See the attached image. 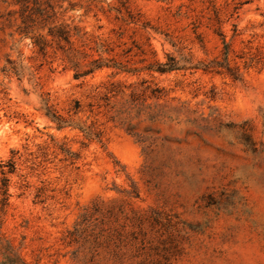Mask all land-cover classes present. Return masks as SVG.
<instances>
[{
	"label": "rangeland",
	"instance_id": "obj_1",
	"mask_svg": "<svg viewBox=\"0 0 264 264\" xmlns=\"http://www.w3.org/2000/svg\"><path fill=\"white\" fill-rule=\"evenodd\" d=\"M51 28L86 62L135 72L74 78ZM169 58L180 68L151 70ZM46 103L75 126L57 129ZM7 257L264 264V0H0V264Z\"/></svg>",
	"mask_w": 264,
	"mask_h": 264
},
{
	"label": "trees",
	"instance_id": "obj_2",
	"mask_svg": "<svg viewBox=\"0 0 264 264\" xmlns=\"http://www.w3.org/2000/svg\"><path fill=\"white\" fill-rule=\"evenodd\" d=\"M25 10L26 8L24 9V11ZM28 19H32L31 14L27 15V18H25L23 22L26 24ZM28 28L29 26L26 24L25 29L27 30ZM50 34L58 40H65L67 44H69V48L66 50L67 52L66 56H67L68 62L70 63V68L74 70V78L76 79L85 77L87 75L94 74L96 71H99L103 69L104 67L117 69L118 71L115 74H118L120 72H127V73L135 72L132 69H128L124 65H120L116 63L113 59L104 60L103 58L100 57V58L91 59L86 62L89 55L85 51L75 48L73 46V42L71 41V35L64 28H57L55 30L51 28ZM35 43L37 46H39L40 51L43 54H46V48L48 46V43L41 38H37L35 40ZM225 49H226L225 56L227 59L228 51H229V44L226 42H225ZM169 60L170 61L166 63L158 64V66L155 69L151 68V70H155L160 73H165V72H170V71L180 68L178 67L177 63L175 62L173 58H169ZM214 66L215 65L209 64L205 67V70L214 68ZM217 66L226 68V70L229 72V74L232 76L234 80H241V75L237 68L230 67L228 63H226V65L224 66L222 64H219ZM149 87L150 86H146L145 89H148ZM109 93H111L110 96L106 98L108 103H110L111 97H115L116 95H118L119 91L116 89H113ZM78 109H79V102L76 101L75 113L78 112ZM43 110H44L45 116L56 125L57 129L60 130L66 127L75 126V124L69 117L61 114L59 111L54 109L51 105H48L46 103L45 107H43ZM83 131L85 132V135L87 137H92L95 134L94 131L91 129V127L83 128ZM12 170H13V167L8 172H12ZM6 173H7L6 171H2V174L5 175ZM1 188H2L3 195L7 196L8 195V178L7 177L3 178V183H2ZM6 262L9 264H14V261L11 259V257H7Z\"/></svg>",
	"mask_w": 264,
	"mask_h": 264
}]
</instances>
